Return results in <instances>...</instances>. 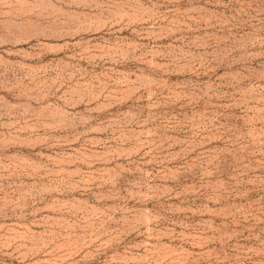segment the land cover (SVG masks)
Here are the masks:
<instances>
[{"label": "rangeland", "instance_id": "obj_1", "mask_svg": "<svg viewBox=\"0 0 264 264\" xmlns=\"http://www.w3.org/2000/svg\"><path fill=\"white\" fill-rule=\"evenodd\" d=\"M0 264H264V0H0Z\"/></svg>", "mask_w": 264, "mask_h": 264}]
</instances>
